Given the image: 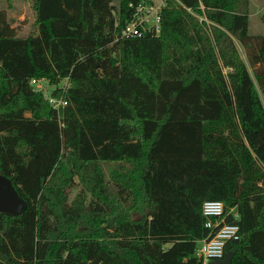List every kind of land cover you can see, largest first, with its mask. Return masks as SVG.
Masks as SVG:
<instances>
[{
    "label": "trees",
    "instance_id": "1",
    "mask_svg": "<svg viewBox=\"0 0 264 264\" xmlns=\"http://www.w3.org/2000/svg\"><path fill=\"white\" fill-rule=\"evenodd\" d=\"M153 1L30 0L19 35L0 0V86L39 105L0 115V176L25 203L0 213V264H203L207 200L238 213L231 264H264V34L249 0H164L159 35L122 37Z\"/></svg>",
    "mask_w": 264,
    "mask_h": 264
},
{
    "label": "built area",
    "instance_id": "2",
    "mask_svg": "<svg viewBox=\"0 0 264 264\" xmlns=\"http://www.w3.org/2000/svg\"><path fill=\"white\" fill-rule=\"evenodd\" d=\"M163 6L164 0H156L151 4H139L135 8L133 19L124 27L122 37L141 38L146 34L159 35L161 30L160 12ZM44 82L47 81L43 78H33L30 79L29 85L33 88ZM68 86V78L61 81L60 88L63 91ZM54 89L55 87L53 86ZM46 100L57 110L66 105L63 97L54 98L50 94L46 97ZM201 214L205 219L204 227L208 230L209 235L198 243L196 255L205 264L210 260H220L223 258L225 245L230 241L240 239V228L236 223H227L225 221L227 215H232L234 219H238V213L235 208H231L228 213H225L223 202L210 200L202 202Z\"/></svg>",
    "mask_w": 264,
    "mask_h": 264
},
{
    "label": "rangeland",
    "instance_id": "3",
    "mask_svg": "<svg viewBox=\"0 0 264 264\" xmlns=\"http://www.w3.org/2000/svg\"><path fill=\"white\" fill-rule=\"evenodd\" d=\"M156 1V0H155ZM158 1V0H157ZM5 7L6 15L14 19L12 27H17L19 35H26L30 32L34 21V13L31 9L30 0H12L10 9ZM264 0H249V32L251 34H264ZM238 51L244 60L243 48L236 43ZM226 71V70H225ZM41 89L43 96L48 97L53 86L47 82L33 87V91ZM264 109V99H261ZM38 99L36 95L28 93L26 90L13 88L9 81H2L0 86V115L5 117L23 118L38 114Z\"/></svg>",
    "mask_w": 264,
    "mask_h": 264
},
{
    "label": "water",
    "instance_id": "4",
    "mask_svg": "<svg viewBox=\"0 0 264 264\" xmlns=\"http://www.w3.org/2000/svg\"><path fill=\"white\" fill-rule=\"evenodd\" d=\"M25 207L9 179L0 176V213L20 215ZM205 264H231V255L227 254L220 260H210Z\"/></svg>",
    "mask_w": 264,
    "mask_h": 264
}]
</instances>
